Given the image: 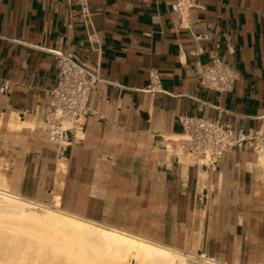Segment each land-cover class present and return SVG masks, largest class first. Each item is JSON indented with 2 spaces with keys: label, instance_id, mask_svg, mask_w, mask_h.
Instances as JSON below:
<instances>
[{
  "label": "crops",
  "instance_id": "0c3cea01",
  "mask_svg": "<svg viewBox=\"0 0 264 264\" xmlns=\"http://www.w3.org/2000/svg\"><path fill=\"white\" fill-rule=\"evenodd\" d=\"M53 52L101 78L62 149L43 129L58 82ZM214 56L237 75L229 92L201 86L197 71ZM152 69L165 92L144 90ZM183 116L241 136L260 129L264 0H0L9 192L213 263L264 264V167L249 145L216 163L177 161L162 138L182 133ZM17 121L26 125L12 129Z\"/></svg>",
  "mask_w": 264,
  "mask_h": 264
},
{
  "label": "bare ground",
  "instance_id": "6f19581e",
  "mask_svg": "<svg viewBox=\"0 0 264 264\" xmlns=\"http://www.w3.org/2000/svg\"><path fill=\"white\" fill-rule=\"evenodd\" d=\"M25 125L17 121L10 127L21 129ZM261 164L264 167V160ZM200 261L217 264L202 258ZM0 264L197 262L126 231L25 200L9 192L0 179Z\"/></svg>",
  "mask_w": 264,
  "mask_h": 264
},
{
  "label": "built area",
  "instance_id": "2783aa9c",
  "mask_svg": "<svg viewBox=\"0 0 264 264\" xmlns=\"http://www.w3.org/2000/svg\"><path fill=\"white\" fill-rule=\"evenodd\" d=\"M58 66V82L50 92V116L44 122V131L50 142L62 149L67 135L82 130L90 114L92 94L101 81L97 68L77 59L74 55L53 52ZM201 86L214 92L224 93L233 89L236 73L218 56L208 67L197 71ZM146 92L154 95L165 92L159 73L149 72ZM182 133L175 138H162L167 144L165 152L179 161L182 157L216 163L224 154L240 150L246 145L258 158H264V120L253 135H238L229 125L197 117H180ZM214 260V259H213ZM215 261V260H214Z\"/></svg>",
  "mask_w": 264,
  "mask_h": 264
},
{
  "label": "rangeland",
  "instance_id": "374dc122",
  "mask_svg": "<svg viewBox=\"0 0 264 264\" xmlns=\"http://www.w3.org/2000/svg\"><path fill=\"white\" fill-rule=\"evenodd\" d=\"M80 137H81V135H79ZM173 138H175V137H173ZM261 160H264V158L263 157H260L259 158V160H258V162H259V164H261ZM49 207V206H48ZM52 209H57V208H54V207H51ZM57 210H60V209H57ZM60 211H62V210H60ZM64 212V211H63ZM66 213V212H65ZM179 251V252H178ZM177 252L180 254V255H182V256H184L185 258H187L188 260H191V261H194V262H197V264H203V263H201V261H200V256H198V255H196L195 253L194 254H192V253H190V252H185V251H180V250H178ZM198 260V261H197ZM200 261V262H199ZM216 261V260H215ZM199 262V263H198ZM216 262H218V261H216Z\"/></svg>",
  "mask_w": 264,
  "mask_h": 264
}]
</instances>
